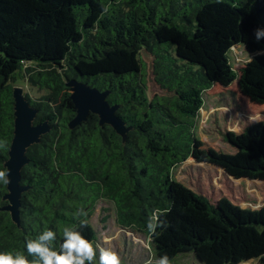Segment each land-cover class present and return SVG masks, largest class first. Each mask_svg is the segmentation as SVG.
Wrapping results in <instances>:
<instances>
[{"label": "trees", "instance_id": "1", "mask_svg": "<svg viewBox=\"0 0 264 264\" xmlns=\"http://www.w3.org/2000/svg\"><path fill=\"white\" fill-rule=\"evenodd\" d=\"M258 27L264 0H0V170L14 135L17 77L43 92L25 96L38 109L35 122L48 119L52 127L27 150L19 225L3 209L8 191L0 183V252L27 255V240L49 229L58 250L69 226L95 245L90 219L105 198L121 226L150 235L158 258L192 252L201 264H264V219L243 218L174 177L195 149L208 90L237 80L242 95L264 103V56L237 73L223 38L231 29L245 36L249 53L264 51L253 34ZM143 50L154 56L167 94L149 96ZM71 79L110 90L109 102L131 128L125 142L92 113L68 127L76 114ZM224 139L241 156L224 164L230 173L264 175V120ZM158 208L162 227L151 234L147 222ZM81 209L87 217L74 218Z\"/></svg>", "mask_w": 264, "mask_h": 264}, {"label": "rangeland", "instance_id": "2", "mask_svg": "<svg viewBox=\"0 0 264 264\" xmlns=\"http://www.w3.org/2000/svg\"><path fill=\"white\" fill-rule=\"evenodd\" d=\"M223 38L230 45L231 64L237 73L246 65L249 55L264 56V51L249 53L245 36L226 29ZM214 73L213 63L209 62ZM15 86H22L24 93L37 99L43 92L31 87L17 77ZM264 120V103L253 102L240 92L235 80L229 86L216 84L204 94V106L196 128V145L192 156L174 170L176 180L195 192L206 196L213 204L238 208L241 217L250 221L264 219V175L253 174L237 177L224 165L234 158H241L224 139L226 131L241 132L247 125ZM116 205L101 199L91 223L97 232L94 246L110 248L118 254L121 264H144L150 256L159 259L150 235L121 226L117 221ZM98 256L94 264H99ZM251 260L243 264H257ZM170 264H201L192 252L179 254Z\"/></svg>", "mask_w": 264, "mask_h": 264}, {"label": "water", "instance_id": "3", "mask_svg": "<svg viewBox=\"0 0 264 264\" xmlns=\"http://www.w3.org/2000/svg\"><path fill=\"white\" fill-rule=\"evenodd\" d=\"M142 58L147 64V86L149 96L164 95L167 92L160 87L154 74V56L146 50L142 51ZM67 86L71 91V99L75 105L76 114L69 120L68 127L74 129L85 122L89 115L95 114L99 118L101 126L110 125L125 142L128 131L122 118L117 115L118 104H111L108 100L110 90H100L92 87L86 82L77 79L67 81ZM14 98V135L8 151V157L4 162L6 169H10V184H7V194L4 199L7 201L3 207L10 213L11 219L17 225L20 224V207L23 192L28 186L21 183V172L23 167L29 163L27 150L30 146L41 141L44 134L51 130L48 119L35 122L38 109L31 105L24 93L22 86L13 88ZM200 261V260H198Z\"/></svg>", "mask_w": 264, "mask_h": 264}, {"label": "clouds", "instance_id": "4", "mask_svg": "<svg viewBox=\"0 0 264 264\" xmlns=\"http://www.w3.org/2000/svg\"><path fill=\"white\" fill-rule=\"evenodd\" d=\"M253 34L257 42L264 40V27L256 28ZM252 60L253 57L249 55L248 62ZM9 174L10 169L0 170V183L10 184ZM73 215L78 219L81 216L87 217L88 213L81 209ZM162 215L164 213L159 208L151 213L147 222L149 233L156 234V230L162 227ZM87 226V219H79L80 228ZM62 235L58 250L53 243L56 241V233L49 229L27 240V255L22 252H0V264H94L99 246H94L75 226L64 227ZM99 264H121V260L112 249L99 247ZM144 264H170V260L167 255L159 259L150 256Z\"/></svg>", "mask_w": 264, "mask_h": 264}, {"label": "built area", "instance_id": "5", "mask_svg": "<svg viewBox=\"0 0 264 264\" xmlns=\"http://www.w3.org/2000/svg\"><path fill=\"white\" fill-rule=\"evenodd\" d=\"M204 106V105H203ZM203 109V107L201 108V110ZM201 110H200V112H201Z\"/></svg>", "mask_w": 264, "mask_h": 264}]
</instances>
